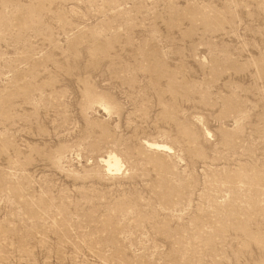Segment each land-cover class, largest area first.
<instances>
[{"label":"rangeland","instance_id":"1","mask_svg":"<svg viewBox=\"0 0 264 264\" xmlns=\"http://www.w3.org/2000/svg\"><path fill=\"white\" fill-rule=\"evenodd\" d=\"M0 264H264V0H0Z\"/></svg>","mask_w":264,"mask_h":264}]
</instances>
